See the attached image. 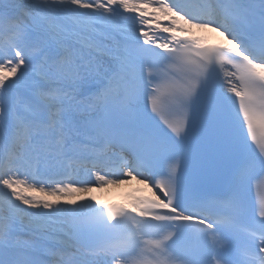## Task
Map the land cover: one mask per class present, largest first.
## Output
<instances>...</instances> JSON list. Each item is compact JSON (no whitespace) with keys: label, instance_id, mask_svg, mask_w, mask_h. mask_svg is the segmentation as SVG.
<instances>
[{"label":"snow or ice","instance_id":"obj_1","mask_svg":"<svg viewBox=\"0 0 264 264\" xmlns=\"http://www.w3.org/2000/svg\"><path fill=\"white\" fill-rule=\"evenodd\" d=\"M0 264H264V0H0Z\"/></svg>","mask_w":264,"mask_h":264},{"label":"bare ground","instance_id":"obj_2","mask_svg":"<svg viewBox=\"0 0 264 264\" xmlns=\"http://www.w3.org/2000/svg\"><path fill=\"white\" fill-rule=\"evenodd\" d=\"M192 35L194 37L200 36L202 42L205 43H219L222 41V37L219 36L218 33H215L211 30H200V29H193ZM140 182L138 179H132L129 181H125L124 183L120 184H110L102 188L94 187L92 190V195L97 200H100L103 203L111 202L113 200H123L125 202H133L137 196V194L143 195L146 192H134L133 188L135 183ZM100 194L105 195L104 199L100 198Z\"/></svg>","mask_w":264,"mask_h":264}]
</instances>
